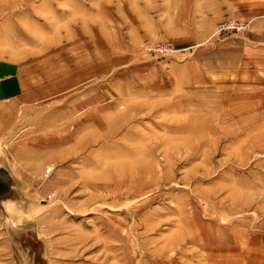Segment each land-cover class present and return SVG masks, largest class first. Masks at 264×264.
<instances>
[{
  "label": "rangeland",
  "instance_id": "374dc122",
  "mask_svg": "<svg viewBox=\"0 0 264 264\" xmlns=\"http://www.w3.org/2000/svg\"><path fill=\"white\" fill-rule=\"evenodd\" d=\"M0 165V264H264V0H0Z\"/></svg>",
  "mask_w": 264,
  "mask_h": 264
},
{
  "label": "water",
  "instance_id": "95a60500",
  "mask_svg": "<svg viewBox=\"0 0 264 264\" xmlns=\"http://www.w3.org/2000/svg\"><path fill=\"white\" fill-rule=\"evenodd\" d=\"M15 180L11 175L9 169L0 165V206L3 207V202L5 201H15Z\"/></svg>",
  "mask_w": 264,
  "mask_h": 264
},
{
  "label": "clouds",
  "instance_id": "9594fccd",
  "mask_svg": "<svg viewBox=\"0 0 264 264\" xmlns=\"http://www.w3.org/2000/svg\"><path fill=\"white\" fill-rule=\"evenodd\" d=\"M11 203L12 202L10 201H5L3 202V207L8 213V219L6 223L8 224L10 228L15 230L21 227V216L18 211L14 210L13 208H10Z\"/></svg>",
  "mask_w": 264,
  "mask_h": 264
},
{
  "label": "crops",
  "instance_id": "0c3cea01",
  "mask_svg": "<svg viewBox=\"0 0 264 264\" xmlns=\"http://www.w3.org/2000/svg\"><path fill=\"white\" fill-rule=\"evenodd\" d=\"M10 120V118H8L6 121L5 120H3V121H5V125H7L8 124V121ZM4 126V125H3Z\"/></svg>",
  "mask_w": 264,
  "mask_h": 264
},
{
  "label": "built area",
  "instance_id": "2783aa9c",
  "mask_svg": "<svg viewBox=\"0 0 264 264\" xmlns=\"http://www.w3.org/2000/svg\"><path fill=\"white\" fill-rule=\"evenodd\" d=\"M54 196V194H51L49 197L51 198V197H53Z\"/></svg>",
  "mask_w": 264,
  "mask_h": 264
}]
</instances>
